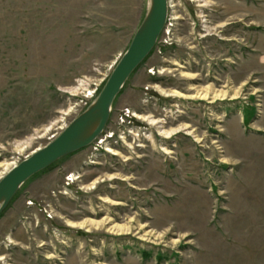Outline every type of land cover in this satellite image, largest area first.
I'll return each mask as SVG.
<instances>
[{
  "label": "rangeland",
  "instance_id": "obj_1",
  "mask_svg": "<svg viewBox=\"0 0 264 264\" xmlns=\"http://www.w3.org/2000/svg\"><path fill=\"white\" fill-rule=\"evenodd\" d=\"M149 3L0 0V180L92 104ZM263 7L169 0L102 134L0 214V264H264Z\"/></svg>",
  "mask_w": 264,
  "mask_h": 264
},
{
  "label": "water",
  "instance_id": "obj_2",
  "mask_svg": "<svg viewBox=\"0 0 264 264\" xmlns=\"http://www.w3.org/2000/svg\"><path fill=\"white\" fill-rule=\"evenodd\" d=\"M169 0H150L146 16L92 104L47 145L34 150L0 180V214L21 186L61 158L92 144L105 130L112 105L125 83L146 59L165 29Z\"/></svg>",
  "mask_w": 264,
  "mask_h": 264
},
{
  "label": "crops",
  "instance_id": "obj_3",
  "mask_svg": "<svg viewBox=\"0 0 264 264\" xmlns=\"http://www.w3.org/2000/svg\"><path fill=\"white\" fill-rule=\"evenodd\" d=\"M256 10L258 11L259 9H258V7L256 8ZM264 10V7H263V9H261L260 10V12H262ZM259 13V12H258ZM257 13V14H258ZM259 58L261 59V62H263L264 63V48H263V50L260 52V54H259Z\"/></svg>",
  "mask_w": 264,
  "mask_h": 264
},
{
  "label": "bare ground",
  "instance_id": "obj_4",
  "mask_svg": "<svg viewBox=\"0 0 264 264\" xmlns=\"http://www.w3.org/2000/svg\"><path fill=\"white\" fill-rule=\"evenodd\" d=\"M167 135H168V134H167ZM38 148H39V147H38ZM38 148H37V149H38Z\"/></svg>",
  "mask_w": 264,
  "mask_h": 264
}]
</instances>
